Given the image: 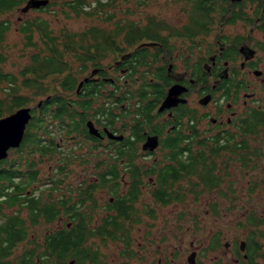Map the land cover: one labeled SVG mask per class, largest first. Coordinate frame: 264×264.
<instances>
[{
    "label": "flooded vegetation",
    "instance_id": "flooded-vegetation-1",
    "mask_svg": "<svg viewBox=\"0 0 264 264\" xmlns=\"http://www.w3.org/2000/svg\"><path fill=\"white\" fill-rule=\"evenodd\" d=\"M27 1L0 8V48L13 14L15 30L22 34L29 22L33 35L38 18L25 15L47 5L22 11ZM184 1L190 10L180 26L117 21L96 37L103 56L93 50L97 43L79 50L86 59L75 55L76 74L62 59L58 117L55 106H43L56 91L45 92L20 143L0 159V264H97L100 251L85 245L89 239L119 244L130 264L134 227L150 238L164 207L211 192L222 203L235 196L236 208L246 195L247 205L230 234L210 235L200 216L180 214L190 220L191 238L174 264H264V182L255 177L264 170V0ZM131 25L152 36L132 41ZM231 168L237 177L252 169L247 189L230 181ZM40 225L52 228L34 238ZM155 249L154 264H173Z\"/></svg>",
    "mask_w": 264,
    "mask_h": 264
},
{
    "label": "rangeland",
    "instance_id": "rangeland-1",
    "mask_svg": "<svg viewBox=\"0 0 264 264\" xmlns=\"http://www.w3.org/2000/svg\"><path fill=\"white\" fill-rule=\"evenodd\" d=\"M88 1L91 2V0ZM113 5L111 9L108 5L101 9H97L101 10L98 12L93 8L92 2L90 3V7L86 8L91 15L83 13L75 15L67 11L62 2L57 1L44 11H29L25 16H34L46 21L52 34L60 39L65 32L78 34L92 27L107 30V28L114 26V22L119 21L123 23V20L134 23V26H139L143 25L147 19L155 18L166 20L172 26H180L185 20L186 11L190 10L189 3H186L184 0H115ZM108 14H113V18L110 22L107 17ZM13 16L12 29L8 32L5 42L2 43L0 48L4 56V62L0 63V70L3 73H10L20 80V71L26 64L30 63V56L33 53L45 55L46 52L42 51V49H44V43L40 41L38 30H34L32 35V42H34V45H25V37L15 30V14H13ZM62 54L64 60L72 63L70 66L71 68L69 67L68 69L75 73L77 63L74 58L77 53L63 50ZM59 79L60 75H49L43 82L46 86L45 92L52 93L58 91ZM13 93L14 92H10V85L8 82L4 81L0 84V97L7 98L8 101H10V95ZM19 93L28 96V102L25 106L30 107L35 106L40 99L45 97L44 93L37 94L34 89L30 88H21ZM6 104H9V102ZM5 111H9L6 106ZM12 156L15 157V154ZM42 166H44L42 170L44 173V169L47 168L48 164L44 163ZM229 171L231 176L230 181L234 183L236 187L242 186L244 189H247L249 183L252 182V169H242L240 177L236 175L238 170L231 168ZM255 177L261 182H264V170L260 168L256 169ZM41 179H43V177ZM68 181L71 182L72 186L76 184L74 179L72 181L68 179ZM248 198H250L249 195ZM236 199L238 198H235V196L231 194H227L226 199L222 203V197L219 195V192H211L210 195L201 194L200 196H194V198L193 195H189L185 204H180L178 206L174 205V208L164 207L163 210L158 213V226H154L152 237L145 238V236H143V228L134 227L133 235L135 239L132 245V251H134L135 256L132 258L130 257V264H154L151 258H156L154 253L157 252V249H155L157 247L165 252L163 261H167V263L173 262L174 264V255L176 256L178 251L183 253L182 248L187 249V238H191L190 233L185 232L187 226L190 225V220H180V214L182 213H186L187 215L191 213L194 214V216H200V219H203L205 222V229L211 230L210 235H213L216 231L219 232V229L226 230V232L230 234L231 230L235 228L236 213L247 205L246 195H243V198L239 200L242 205L241 208H236ZM248 200L250 201V199ZM214 201L223 204L225 210L223 211L220 209L221 205L216 210H213ZM198 208H201L202 211H197ZM219 215H222V217ZM176 226H178V230L175 228ZM48 228L52 227L46 225L35 226L33 230L34 238H41ZM150 241H152V243H149ZM182 241L184 242L183 246L181 245ZM85 245L89 246L91 249H94L96 246L100 251L97 264H123L125 256L123 257L122 254L118 253V249L121 247L119 244L111 242L109 244H100L96 240L89 239ZM143 257L146 259L142 261ZM178 262L180 264H185L183 259H179Z\"/></svg>",
    "mask_w": 264,
    "mask_h": 264
},
{
    "label": "trees",
    "instance_id": "trees-1",
    "mask_svg": "<svg viewBox=\"0 0 264 264\" xmlns=\"http://www.w3.org/2000/svg\"><path fill=\"white\" fill-rule=\"evenodd\" d=\"M23 1L24 0H0V8H8L14 4H21ZM57 1L62 2L63 6L67 9V11L74 13L75 15H79L81 13L91 15V13L88 12L85 7L90 6V3L92 2L93 8L96 10L108 5L109 2V0H91V2L88 0H50V2L46 6L47 9L50 5ZM194 1L204 2L205 0ZM97 11L99 12L101 10ZM153 20L154 19H152V21ZM30 25L31 23L28 22L26 24L20 25L19 27V31L25 36L24 42L26 46H31L32 43L34 45V42H32V33H29L31 31L29 30ZM5 30L6 26L2 25L0 27L1 37L3 36ZM34 30H38L40 41L44 43V49H42V51L46 52V54L40 55L39 53H35L31 55L30 63L26 64L20 71V80H18L14 75H11L10 73H3L0 70V84L4 81L8 82L10 85V92H14L10 95V101H8L7 98L0 97V115L5 111V106L7 107L9 112L16 108L25 107L26 103L28 102V96L19 93V90L21 88H30L34 89L37 94H45L46 89L43 86L42 78L49 75L58 76L59 73H61L66 68L65 64L62 61L63 50L66 52L73 51L75 53H78L79 50L89 51L90 49H92L91 43H97L93 45V50H95L101 56H103L102 53L105 52L103 50L104 46H102L101 44L102 41L100 39L96 41V37L101 38L103 36L101 34V30L96 27H92V30L80 32L78 34L65 32L63 33V37L58 39L57 36L52 34V31L48 28V24L46 23V21L41 19H35ZM143 35L152 36V33L149 31H136L131 25L130 37L132 41H134V39H140ZM75 36H77V38H75ZM105 37L107 38V36ZM78 56L81 59H86L85 54H77V57ZM2 61H4V56L0 53V62ZM31 73H33V75H31ZM46 99L47 100L43 102V106H55L56 111L51 113V116L52 118H57L59 108L62 105L58 92L56 91L51 97H46ZM7 102H9V104H6ZM32 174L33 175H30L29 179L25 181L24 186L28 185L35 179L36 174ZM23 183L24 182H21L20 184L23 185ZM79 264H84V262L82 260H79Z\"/></svg>",
    "mask_w": 264,
    "mask_h": 264
},
{
    "label": "water",
    "instance_id": "water-1",
    "mask_svg": "<svg viewBox=\"0 0 264 264\" xmlns=\"http://www.w3.org/2000/svg\"><path fill=\"white\" fill-rule=\"evenodd\" d=\"M48 3L49 0H28L22 8V11L45 6ZM173 88L174 87L170 88L169 93ZM168 99L169 95L164 103H166ZM30 110V106L20 107L11 114L0 118V159L7 155L8 148L15 147L20 143L25 126L31 118Z\"/></svg>",
    "mask_w": 264,
    "mask_h": 264
}]
</instances>
